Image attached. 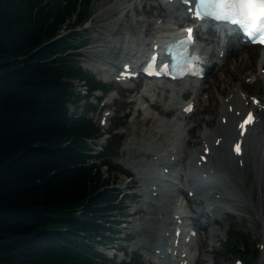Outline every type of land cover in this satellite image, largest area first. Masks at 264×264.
<instances>
[{
  "label": "trees",
  "instance_id": "1",
  "mask_svg": "<svg viewBox=\"0 0 264 264\" xmlns=\"http://www.w3.org/2000/svg\"><path fill=\"white\" fill-rule=\"evenodd\" d=\"M92 1L0 0V264L111 262L97 245L117 240L121 170L95 165L100 127L89 107L68 106L78 109L77 85L86 98L106 89L73 35Z\"/></svg>",
  "mask_w": 264,
  "mask_h": 264
},
{
  "label": "bare ground",
  "instance_id": "2",
  "mask_svg": "<svg viewBox=\"0 0 264 264\" xmlns=\"http://www.w3.org/2000/svg\"><path fill=\"white\" fill-rule=\"evenodd\" d=\"M104 4H109V6L103 8ZM139 5L147 6V11L144 10L145 13H150L149 11H152L153 7H155L157 11H155L151 16L146 17L143 15L142 17L137 18L134 24L128 23L129 18L141 10L139 9ZM100 7L103 8L100 20H106L105 23H103V27L111 25L112 28L109 34H104L101 31L97 32V34H99L98 38H100L98 39L99 42H96V38L90 37V42H96L97 44L92 46L91 49H88L87 53L97 56L101 61L105 62L111 60L110 54L107 55V53L101 52V50L97 48L98 46L110 45L111 52L119 47L122 49L121 57L126 59L137 55L136 59L139 60L149 47H151V45L160 46L163 39L170 37L173 33L179 31L186 22L191 21L189 15L185 11L187 7L183 6L182 3L181 5H169L164 0H101ZM159 19L160 23H158ZM139 23L144 26L145 35L153 24L156 25V29L159 30V34L153 35L152 37H149L148 35L145 36L144 34L137 36L132 34L131 31L125 36L121 35V31L124 28L133 29ZM204 33L205 32H202V30L198 28L196 31V37L198 38L199 36L200 41L205 42L203 55L205 63L208 65L209 73L213 68H217V70L213 72V75L210 76L211 80L208 81L207 73L203 78L204 80L199 81L197 78L192 79L194 81L193 85L190 83L187 85H181L175 83V81L171 85L157 82L143 88L140 96L142 98H146V101L142 104L140 103V107L144 109L145 113H149L150 107L155 109L158 114H162L164 116L172 112L173 118L168 119L167 121L161 120L160 122V119H158L157 116L149 113L150 117L148 120L152 122V132L148 131L151 135H149L150 137H146V139H148L146 140V150H125L126 156L129 158L127 160H132L129 165L137 171H140L141 167L144 171H148L154 166L159 168L161 167L162 169H174L173 171L176 172L175 176L177 179L187 183L190 187H193L188 188V192L191 189L194 191V198H191L189 201L188 208L184 207L183 209L177 208L174 210L176 206L173 205L171 209H166L164 207L160 208L162 217L158 220V223L162 224L161 220H163L164 227L160 231L161 235L157 238L155 244L145 243L143 241L135 242V244H141L142 246H149L150 248L154 247L155 252H158L161 255L159 257L160 260L162 259L167 264H191L192 256L191 251L189 250L190 245L186 247L181 245L180 247L170 249L169 252L168 248L166 249L168 245L166 241L167 233L170 231V228L168 227L178 226V228L181 229L182 224L186 226L185 223L179 224L180 220L187 217V214L190 212H193L194 214L196 213L193 204H203V199L199 196L209 197L210 199L215 198V207L219 206L218 208L225 213L228 211L225 209L223 204H228L230 206L235 205L236 208L241 207V209L243 208L246 210L244 205L240 203V199L244 200L242 193L240 192V188L245 186V182L242 180L244 179L243 177L247 175L246 173L250 172L249 168L244 169V157L248 154V146L252 147L251 154L253 157V166L259 170L257 174V176L260 177L258 187L261 203L264 207V178L262 177L263 175H261V172L264 173V118L260 117L261 110L264 107V97L260 98L255 94L251 97L248 90L244 87L246 85V78H250L253 81L257 80L259 81V84L264 86V54L258 45H245L239 43L237 46L234 40L235 36H229L226 45H220L222 40L221 35L216 34V32L211 28L206 32V34ZM117 35H119V37ZM122 40L123 42L120 43V46H118V42ZM223 50H225V52L220 55L219 52L221 53ZM228 55L231 56V58L226 59ZM213 57L216 58L214 61ZM109 63H111L110 65H114L113 61H109ZM93 68L96 71L103 70V68H101L98 64H93ZM224 80L226 84L221 86V82ZM176 86H182L184 93L190 96L186 102L181 100L180 89H176ZM204 89L209 90V94L206 97L208 98L207 100L200 96L203 94ZM260 91V88H258L257 92ZM225 97H227V99L224 100ZM254 98H258L257 104H253L252 101ZM163 101H165L164 103L166 106L162 103ZM189 101L194 103V108H196L195 111H199L202 115V121L199 117L195 119L196 125H190L189 121H186L188 116L178 119L180 112L177 113V110L182 108V106L186 105ZM144 104H147V106ZM249 112L256 114V122L253 126L247 125L242 130L240 125L242 124L244 115ZM203 114H207L209 117H205ZM217 117H219V119H217ZM157 119L159 121H157ZM164 123L168 124L172 133H165V126L167 124ZM194 126L200 127L201 131L198 138L196 140L186 139V135L193 136V129H195ZM136 132L140 135V137H145V133L140 131ZM162 133L164 135H162ZM185 140L187 141L188 146L198 144L201 147L200 150L199 146H195V149L189 152L186 150L188 147L184 149L183 146V148L179 146V143H183ZM237 144L240 146L239 153L235 151V146ZM205 149L208 151L205 152ZM196 150L199 151L197 159L198 166L193 159V154H195ZM218 151H223L224 155L218 153ZM150 153H152V158L148 163H142L140 161L137 162L132 159L138 154L149 157ZM200 156L204 157L200 158ZM187 158L191 161L189 169L191 168L193 173L197 176V182H195L194 178H189L190 175L184 172L186 168L185 160ZM222 170H224L225 173H223ZM157 175V177H153L152 179H156L158 177L167 178L166 175L168 174L162 170L159 174L157 173ZM137 178L140 180L141 177ZM178 190H181V188H178ZM148 192L149 194H153L154 192L157 193V190L151 187V189H146L143 194L148 196ZM251 197L250 190V200ZM181 206H183V204ZM149 213L151 214L153 212L149 211ZM199 214L205 215L206 212L202 211ZM256 214L260 219H262L263 228L261 231V239L264 243V210L256 212ZM218 219L220 218L218 217L214 219L215 222H217ZM193 222L195 226H200L198 218L194 217ZM159 227L160 226L157 227V225L153 224V229L150 231L148 236L155 238L157 231L160 229ZM193 229L196 230L195 227H193ZM172 233H174V231H172ZM169 234H171V231ZM187 235L188 234L185 236ZM216 235L217 232L214 230L212 232V238H215L214 236ZM152 243H154V240ZM175 249H177L179 256L182 255V253L185 255L180 256L177 260L171 258ZM263 255L264 250L259 258L258 264H264ZM148 262L149 264H154L151 258L147 260V263ZM161 263L163 264L162 261Z\"/></svg>",
  "mask_w": 264,
  "mask_h": 264
},
{
  "label": "rangeland",
  "instance_id": "3",
  "mask_svg": "<svg viewBox=\"0 0 264 264\" xmlns=\"http://www.w3.org/2000/svg\"><path fill=\"white\" fill-rule=\"evenodd\" d=\"M99 2H100V4H99ZM100 5H101V0H93L92 1V3L90 4V8H89L90 9L89 21H86L81 27L73 30V32H74L73 35L80 37L79 42H82L84 40L87 43L83 46V48H81L77 52L79 64H81L82 67L85 68L87 71H89L91 74L95 75L96 79L101 80L103 76L101 74L99 75L97 72H94V71L92 72L91 70H89L88 68H91V67H89L88 64H89V62H93V61H95V62H102V61L97 56H93L92 54L87 53L88 49H91L92 46L97 44L96 42H99L98 39H100V38H98L99 34H97V32L101 31L104 34H109V32L112 28L111 25H108L107 27H103V23H105L106 20H103V21L100 20V15L103 12V8L108 7L109 4H104L103 8L100 7ZM141 6L142 5H139V9H141V10L139 12L133 14L129 18L128 23L134 24L135 20L137 18H140L143 15H145L146 17L151 16L155 11H157V9L155 7H153L152 11H149L150 13H145V11H147V6L146 5H144L142 7ZM158 23H160V19L158 20ZM137 27H139L138 30H137ZM143 27L144 26L141 23H139L133 29L124 28L121 31V35L125 36L131 31L136 33V34H139L140 31L143 29ZM158 34H159V30L156 29V25H154V24L150 27L148 32H146V35H148L149 37H152L153 35H158ZM117 36L119 37V35H117ZM90 37L96 38L97 41L91 43ZM122 42H123V40L118 42V44H119L118 46H120V43H122ZM97 48H99V50H101V52L107 53V55L110 54L111 61H115V58L118 59L121 55V52H122V49H120L119 47L117 49L113 50V52H111L110 51L111 50L110 45L109 46H98ZM117 50H119V51H117ZM228 58H231V56L228 55V57H226V59H228ZM213 59H214V57H213ZM102 63L106 66H109L108 63L105 61H103ZM216 70H217V68L215 67L211 70L210 73H208V77H207L208 81L211 80L210 76H212L213 72H215ZM202 80H204V79H202ZM136 83H138V84H136L134 90L132 91L133 95H131V94L127 95L124 90L120 92V90L118 89V85L114 84V86L117 88V91H119V92H118L117 98H115L116 95H113L114 98H113L112 104H109V102H107V100H109V93L107 95L103 96V98L100 102L97 101V97H98V93H97L94 96H91L87 100L81 98L80 99L81 101H79V103L77 104V108H79L81 113H83L87 107L91 108L92 111L87 113V114H88V116H91L93 120H96L97 122H99L103 118V116H105L106 113L109 112V115H110V117L106 116V118H107L106 119V125H104V127H103L104 130H102V131L108 132L109 137L107 135H105L99 141V143H96V144H98V147L96 146V150L93 152L97 155L100 153H104L105 155L103 157H101L100 160H95L94 161L95 165H98L102 162L108 161L109 165L116 167L118 170L122 169V170L127 171L130 174H132V170L130 169V167H127V166L124 167L123 166V164L125 165V163H126V160H125L126 157L123 156L122 153H124V151L126 149H130L131 151H136L138 148H142V147L147 146L146 140H148V139H146V137H150L149 135H151V134L149 132H152V130H151L152 129V124H151L152 122H150V120H148V118L150 117L149 113L151 115L157 116V118L160 120L164 119L163 121H166L168 119L173 118L172 112L168 113L167 115L164 116L162 114H158L155 109L150 108V107H149V113H145L143 110L139 111L137 109V104L133 100L136 99V97H134V96H137V95L134 93L136 92L138 94V90L140 89L139 86L141 85L142 82L138 81ZM132 84L135 85L134 81L132 82ZM191 84L193 85V83H191ZM225 84H226L225 80L221 82V86H223ZM109 87L111 88V86H109ZM244 87L248 90L251 97L254 96V94L260 98L264 97V86L259 84V81H257V80L253 81L250 78H246V85ZM77 88H81L82 91L84 90L83 89L84 87H82L80 85H77ZM258 88H260V90H261L260 92H257ZM208 94H209V90L204 89L203 94L200 96L203 99L205 98V100H207L208 98H206V97ZM180 95H181L180 96L181 100H184V101L188 100L190 97L189 95L184 93V89H183V91H181ZM225 99H227V97H225L224 100ZM131 101H133V102H131ZM212 102H213V100H212ZM195 109L188 115V118L186 119V121H189L190 125H192V124L196 125L195 119L197 117H199L201 120V116H202L201 113L199 111H195ZM69 110H70V112H74V110H76V112H79V110L74 109V107L72 105L69 106ZM178 112H180L179 109L177 110V113ZM261 113L264 114V110L261 111ZM262 114H260V117L264 118V116ZM203 115L205 117H209L207 114H203ZM144 118H145V120H144ZM158 119H157V121H159ZM217 119H219V117H217ZM132 121H134V122H132ZM149 126H150V128H149ZM116 127H118L119 129H116ZM165 128H166L165 133H167V132L169 133L170 127L168 126V124L165 126ZM194 128L195 129H193V136L188 135V138L190 140H196L198 138L200 131H201L199 126L198 127L194 126ZM136 131H140L142 133H145V137H143L142 135H141L142 137H140V135ZM133 132H134V134H133ZM162 135H164V134L162 133ZM140 139H142V140L144 139L143 140L144 142ZM263 139H264V135H263ZM183 143H184V145H183ZM183 143H181V147L183 146L184 149H186L188 147L186 149L187 151H189L191 148L195 149V146L196 147L199 146L198 144H196V145L192 144V145L188 146L186 140ZM200 148L201 147L199 146V150H200ZM120 149H121V151H120ZM123 149H124V151H123ZM194 149H192V150H194ZM247 149H248V154H246V156L244 157V160H245L244 161V163H245L244 169L249 168L250 172L246 173L247 175H245L243 177L245 180L244 179H242V180L245 182V186L240 188V192L242 193V196L244 198V200L240 199L241 200L240 203H242L244 205L246 210L243 208L241 209V207L236 208L235 205H232L233 207L231 206L232 207L231 209L234 211L235 215L234 216H227L228 219L224 221L223 231L220 232V234H221L220 236L216 235V236H214L215 238H212V233L209 235L207 230L199 229L198 240H197L196 246L194 248L195 254H194L193 259L191 260V264H236L237 259L241 260V264H258L259 263V258L261 257L262 251L264 250V243H263V240L261 239L262 238L261 231L263 228V223H262V219H260L257 216L256 212H260L261 210L263 211L264 207H263V204L261 203L259 187H258L259 186L258 182H260L259 181L260 177L257 176V174H258L259 170L253 166V157L251 154L252 153V147L248 146ZM119 153H121V154H119ZM198 153H199V151L196 150L195 151L196 155L194 158L195 162L197 160V157L199 156ZM218 153L224 155L223 151H218ZM125 154H126V151H125ZM193 157H194V154H193ZM187 164H188V158L185 160V165H186L185 167L186 168H185L184 172H186V170H188ZM173 170L174 169H172V171L170 170L171 173L174 172L173 174L176 175V172ZM190 170H191V168H190ZM102 171H103L104 175L107 174L105 166H102ZM222 172L225 173L224 170H222ZM121 173H118L115 177L116 181H115L114 189H115V191H117L116 189L118 187L119 191H121L125 195H127V197H125L127 200L125 203H126V206L128 209H126L124 211V215L129 216L127 219V224L124 223L119 227L120 231L118 233V236L121 239H119L120 241L115 244L116 247L114 248V250H110V246H109L110 244H107V247L99 244V245H97V249L100 252L109 254L110 257L111 256L113 257L114 255H116V256H114V259L110 260L111 262H109L108 264H117L115 258H117V260H119V261H121V260L124 261V259H127V260L129 259L130 264H149V262L147 263V260L144 258V256L146 255V252H144V250H142L143 254L140 253L141 250H139L137 252L136 251L130 252V248H133V243L135 241H141L142 239H139V235L136 233H132V234H129V233L133 230H137L135 228L137 223H140L142 226L144 224H147V225L154 224V225H157V227L160 226L159 227L160 229L158 230L160 233V230L164 227V223H162V224L158 223L159 218H158V215H156V213H151V214L149 213V211L153 212L154 210H152L150 208H144V210L142 209V206H143L142 204H144V199H146V198L143 197V195L140 193L139 189L141 188V186L143 184L141 182H138V183L136 182L137 186H134L135 183L132 181L133 177L131 179L128 176H123V174H121ZM261 175H263L262 177L264 178L263 172H261ZM254 176H255V178H254ZM171 178H172V176H171ZM172 179H175L176 183H179V185H182V181L177 179L176 176L173 177ZM253 180H254V182H253ZM146 183H145V185H143L145 187V190L150 188V186H151L149 182L147 184ZM138 184H140L141 186ZM250 190H251V196H252L251 200L249 198ZM137 191L140 193V196H139V194H136ZM160 191H161V188H160ZM182 192L185 195L186 191L183 190ZM131 195H133V198H130ZM151 200L157 206H161V207H164L166 209H170L171 205L176 206V204H175L176 197L175 196H171V198H170L171 205H169L167 203V201L161 196H159V197L157 196V198L152 197ZM193 207L196 210L198 209V207L195 204L193 205ZM196 216H197V213H196ZM263 217H264V214H263ZM199 219L201 221L202 220H207V221L210 220L207 216H200ZM155 222H157V223H155ZM212 225H214V224H212ZM226 227H227V230L224 231L226 229ZM228 228H229V230H228ZM149 233H150V231H146L143 235H149ZM157 235L158 234H156L155 238H152V237L148 238L149 240H146V243L152 242L153 240L158 238L161 234L159 236H157ZM217 237H218V239H217ZM219 237H221V238H219ZM123 247H127L128 254H126V252H127L126 248H123ZM121 248L125 249L124 254L121 253ZM124 262H126V261H124Z\"/></svg>",
  "mask_w": 264,
  "mask_h": 264
},
{
  "label": "snow or ice",
  "instance_id": "4",
  "mask_svg": "<svg viewBox=\"0 0 264 264\" xmlns=\"http://www.w3.org/2000/svg\"><path fill=\"white\" fill-rule=\"evenodd\" d=\"M184 4H193L195 11L189 8L192 19H213L236 26L243 34L247 42L264 45V0H181ZM192 29H187L188 35L181 38L178 44L185 49L192 42ZM167 66L162 71H166ZM149 75H159L155 71V57L152 58L148 68L144 69ZM190 110V109H187ZM253 120L249 113L245 121L240 125L243 130ZM239 153L240 146H235Z\"/></svg>",
  "mask_w": 264,
  "mask_h": 264
}]
</instances>
